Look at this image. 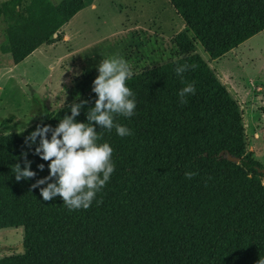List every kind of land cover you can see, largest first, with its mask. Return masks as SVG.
<instances>
[{
  "label": "trees",
  "instance_id": "16d2710c",
  "mask_svg": "<svg viewBox=\"0 0 264 264\" xmlns=\"http://www.w3.org/2000/svg\"><path fill=\"white\" fill-rule=\"evenodd\" d=\"M168 1L193 39L177 34L173 43L182 57L126 82L135 94V115L115 120L132 135L120 137L115 129L96 126L102 134L98 143L113 149L115 171L87 210L69 211L59 196L44 201L40 188L31 187L49 175V162L34 154L39 138L31 148L25 138L38 124L57 127L71 115L74 102L88 101L75 118L87 122L94 92L23 132L0 135V230L24 231L23 254L4 256L0 264H257L264 258V165L246 153L238 104L194 52L193 41L210 59L223 57L264 31V0ZM22 2L0 6L8 22L0 51L14 65L48 45L92 4L31 0L21 7ZM183 64L197 65L183 74V81L196 87L187 104L180 103L178 92L185 84L175 73ZM22 152L36 176L16 181L12 165L19 163L23 170ZM221 152L239 163L220 157ZM187 171L197 175L186 179Z\"/></svg>",
  "mask_w": 264,
  "mask_h": 264
},
{
  "label": "rangeland",
  "instance_id": "374dc122",
  "mask_svg": "<svg viewBox=\"0 0 264 264\" xmlns=\"http://www.w3.org/2000/svg\"><path fill=\"white\" fill-rule=\"evenodd\" d=\"M7 1L0 0V6ZM22 1L21 7H25L31 0ZM48 1L56 5L61 0ZM90 1L94 7L81 10L68 25L70 43H63V32H57L48 44L50 52L42 55L46 48L35 52L14 74L5 72L11 56L0 51V135L23 132L50 110L57 112L78 100L77 96L80 99L92 92L99 62L113 53H120L137 74L182 57L173 43L177 34L185 32L193 39L168 0ZM7 25V18L0 14V47L7 43ZM193 41L194 52L238 104L246 153L264 165V31L216 60ZM73 49L76 54L71 58ZM57 57L61 58L59 68L66 69L72 84L57 85L61 74L49 67V61ZM6 119L11 120L1 124ZM261 183L264 187V176ZM23 235L22 227L0 230V258L23 254Z\"/></svg>",
  "mask_w": 264,
  "mask_h": 264
},
{
  "label": "clouds",
  "instance_id": "9594fccd",
  "mask_svg": "<svg viewBox=\"0 0 264 264\" xmlns=\"http://www.w3.org/2000/svg\"><path fill=\"white\" fill-rule=\"evenodd\" d=\"M196 67L195 64H183L175 68L176 75L181 77L182 83L185 84L178 92L181 104H187L186 97L196 93L194 81H183V74ZM97 71L98 76L92 86V92L97 98L94 107L87 110V122H76L75 118L80 115L81 109L88 101L74 102L69 105L71 115L60 119L57 127L38 124L35 131L25 138L29 148L35 145L39 138L34 154L49 162V175L37 180L31 187L40 188V196L44 201L59 196L69 211L87 210L115 171L113 149L107 142L98 143L102 134H98L96 126L109 132L115 129L120 137L133 134L131 129L115 120L118 115L126 118L135 115V94L126 85L133 75L132 66L117 52L101 59ZM76 99H79V96ZM21 156L24 160L23 170L19 163L12 165L16 181L34 178L36 172L30 170L32 162L27 160V153L22 152ZM37 167L40 171L44 170V164ZM184 175L190 180L197 173L187 171ZM42 185L46 187H40ZM100 203L102 200L97 201V204ZM257 264H264V258H259Z\"/></svg>",
  "mask_w": 264,
  "mask_h": 264
},
{
  "label": "crops",
  "instance_id": "0c3cea01",
  "mask_svg": "<svg viewBox=\"0 0 264 264\" xmlns=\"http://www.w3.org/2000/svg\"><path fill=\"white\" fill-rule=\"evenodd\" d=\"M92 3V2H91ZM94 7V5L93 4H91V8H93ZM79 13V12H78ZM77 13V14H78ZM76 14V15H77ZM75 15V16H76ZM75 16L73 17V18H71L70 19V21L68 22V23H66L65 25H63L61 28H60V30L58 31V34H61V32H63V34H62V36H63V43H70L71 41H73V40H71V30L69 29V27L70 26H68V25H71L73 22H74V18H75ZM58 34H56V36L58 35ZM249 40V39H248ZM246 42V41H245ZM243 44V43H242ZM240 46V45H239ZM44 48H46L45 49V51H43V53H42V55L45 53V52H47V51H51V49L49 48V46L47 45V44H44V45H42V46H40L38 49H36L31 55H29L27 58H25L22 62H20V63H18L17 65H14L13 63H12V61H11V63H9V62H6V65H7V67H6V70H5V72L6 73H8V74H14V72H15V69H17V67H18V65H20L21 63H23L24 61H26L28 58H30L35 52L36 53H38L39 51H41V50H43ZM234 50V49H233ZM233 50H231L230 52H233ZM230 52H228V53H226L224 56H226V55H229L230 54ZM74 54H76V50L75 49H73V51H71V53H70V55L72 56L71 58H74ZM223 56V57H224ZM60 57H57L56 59H53V60H51V61H49V62H51V63H49L50 65H49V67H50V69L52 70V71H54V72H57V73H59V74H61V77H62V79L58 82V84L57 85H59V86H61L62 85V82H63V84L64 85H66V84H72L71 83V80H70V76H68V72L66 71V69H63V68H59V64L61 65V63H60ZM62 60H65V58H62ZM62 69H63V71H62ZM4 72V73H5ZM57 85H56V87H57ZM45 102L46 103H48V96L46 95L45 96ZM50 112H52L51 110H50ZM38 122V121H37ZM35 124V123H34ZM33 124V125H34ZM32 125V126H33ZM0 127H1V125H0Z\"/></svg>",
  "mask_w": 264,
  "mask_h": 264
},
{
  "label": "water",
  "instance_id": "95a60500",
  "mask_svg": "<svg viewBox=\"0 0 264 264\" xmlns=\"http://www.w3.org/2000/svg\"><path fill=\"white\" fill-rule=\"evenodd\" d=\"M53 37L55 38L56 34H54ZM219 156L220 157H225L227 160L232 161V162H234L236 164L239 163V159L232 157L228 152H221Z\"/></svg>",
  "mask_w": 264,
  "mask_h": 264
}]
</instances>
